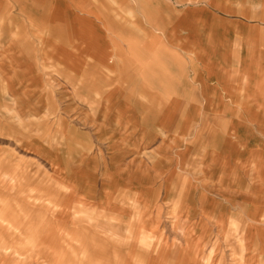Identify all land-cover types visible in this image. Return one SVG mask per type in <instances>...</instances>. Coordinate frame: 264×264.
I'll return each instance as SVG.
<instances>
[{
    "label": "crops",
    "instance_id": "0c3cea01",
    "mask_svg": "<svg viewBox=\"0 0 264 264\" xmlns=\"http://www.w3.org/2000/svg\"><path fill=\"white\" fill-rule=\"evenodd\" d=\"M111 1L116 6L91 0L81 7L98 21L66 0L18 5L34 25L45 22L52 41L83 38V60L68 57L73 67L58 74L77 83L84 99L119 92L115 107L145 109L130 119H147L140 123L160 132V143L147 142L146 150L132 143L120 169L131 188L152 198L146 203L163 197L180 205L189 238L177 264H205L220 236L241 256L227 264H264V0H148L145 26L132 14L135 0ZM1 8L8 4L0 0ZM1 28L8 33L0 20ZM160 145L169 150L155 158L152 148ZM156 161L163 165L157 181L149 174ZM222 205L233 206L223 215Z\"/></svg>",
    "mask_w": 264,
    "mask_h": 264
},
{
    "label": "rangeland",
    "instance_id": "374dc122",
    "mask_svg": "<svg viewBox=\"0 0 264 264\" xmlns=\"http://www.w3.org/2000/svg\"><path fill=\"white\" fill-rule=\"evenodd\" d=\"M2 1L8 8L0 9L1 26L8 33L0 29V264H172L173 255L177 264L189 238L180 205L163 203V197L146 203L152 198L131 188L120 169L132 143L139 150L160 143V132L140 123L147 119H130L145 109L115 107L116 91L84 99L77 83L58 74L69 62L73 67L68 57L83 60V38L52 41L45 22L34 25L19 0ZM66 1L81 16L100 20L84 10L91 0ZM147 1L132 2L143 26ZM24 23L32 26L22 31ZM162 147L152 148L155 158L168 152ZM162 167L156 161L149 173L155 181L163 179ZM232 206L222 205L223 215ZM226 238L219 237L205 264L239 263Z\"/></svg>",
    "mask_w": 264,
    "mask_h": 264
}]
</instances>
